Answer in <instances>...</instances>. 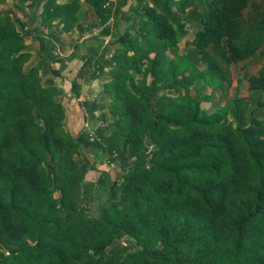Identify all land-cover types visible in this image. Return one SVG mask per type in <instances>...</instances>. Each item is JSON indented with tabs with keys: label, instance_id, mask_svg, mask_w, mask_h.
I'll use <instances>...</instances> for the list:
<instances>
[{
	"label": "trees",
	"instance_id": "trees-1",
	"mask_svg": "<svg viewBox=\"0 0 264 264\" xmlns=\"http://www.w3.org/2000/svg\"><path fill=\"white\" fill-rule=\"evenodd\" d=\"M18 1L59 35L76 29L85 4L101 20L110 12V0ZM127 1L133 17L104 47L109 78L91 106L106 103L113 124L93 139L68 129L43 58L31 62L29 40L44 52L49 38L0 12V264H264V103L249 115L237 105L232 118L225 101L232 66L253 59L261 66L238 87L248 75L264 92V11L245 16L254 0ZM100 150L126 171L102 173L97 217L80 205L88 154Z\"/></svg>",
	"mask_w": 264,
	"mask_h": 264
},
{
	"label": "rangeland",
	"instance_id": "rangeland-1",
	"mask_svg": "<svg viewBox=\"0 0 264 264\" xmlns=\"http://www.w3.org/2000/svg\"><path fill=\"white\" fill-rule=\"evenodd\" d=\"M131 4L132 2H128L127 0H110L106 5L108 11L110 12H107L106 16L102 20L95 15L94 11L91 10L89 5H83L79 14V21L76 29H74L72 32L75 34L76 38L71 39L65 46H62L61 40L57 38L56 32L45 31L44 28L40 26L39 22H35V18H26L25 13L27 12L24 10V6H22L18 0H6V3L0 5V12L14 13L19 19H23V22H25L26 25H29L31 29L35 31L37 36L40 35L42 38L47 36L49 38L47 43H45V46L47 47L44 52L42 51L43 46L40 42L34 41L32 39L29 40L28 45L37 49L31 62H34L39 58H43V63L45 64V69L42 70L43 82L45 85L53 84L55 87H57V89L60 91L59 99L67 106L71 105L69 99H71V96H73V82H71L70 79H67L68 81H66L62 78V76H55L50 70L52 69V66L49 67L48 65H53V67H55V64L59 62L63 63L66 61L65 59L69 60L68 63H70L73 59H76L75 53L79 52L84 56L87 51L89 52L88 56L93 59V61L84 71L85 78L79 79L77 84L81 88L79 91H76V93L79 95L78 106L79 110L81 111L79 125H81L82 130L91 135L90 137H92V139L97 138L96 135H94V132L100 127V125H103V122L106 123L105 125L107 129H110L113 124L112 119H110L111 115L106 108V103H100L95 114L92 113L91 106L92 103L96 101V99L100 98L99 94L103 90L106 80L109 78L107 66L104 67L103 63L104 61L110 59L109 55L105 54L104 47L108 44L112 35L126 28L127 22L125 19L127 17H133V14L130 12ZM23 10L24 12H22ZM117 10L124 12L119 14L118 20L116 17ZM263 11L264 0H254L244 11V13L245 16H250L259 14ZM82 40L84 41L83 44L80 43ZM56 43L57 48L55 45L53 46V44ZM84 48L86 50H84ZM90 48L91 50L89 51L88 49ZM95 49L97 51H95ZM79 53L78 55L80 62L82 61L83 56L81 58ZM183 54L184 52L180 51L179 55ZM50 56H52V58H50ZM261 63L262 61H259V59H253L239 66H232L231 70L233 72V77L231 78V84L228 87V93L225 99V101H231L233 104H235L233 105L230 117L234 118L233 116H235L236 111L235 107L237 105L243 113L249 115L259 103H264V92H254L249 88L248 75L245 76L244 80L241 81V85L238 87L239 77L241 75H245V69H248L249 72L251 71V73H254L259 69L258 67L261 66ZM199 66L200 70H203V68L206 67L205 65H201V63H199ZM76 70H78V68L75 67L74 70H72V73L77 74V72H75ZM67 76L71 75L67 74ZM80 81H82V84L83 81L86 82L83 87ZM64 85L67 86V89L66 87L64 88ZM204 91L205 83L201 80L197 81L194 87L191 89V92L194 96H200ZM235 100H238L237 102L239 104L235 103ZM258 117L264 119V108L261 109ZM67 127L69 130L71 129L74 135H76L77 132L74 127H70V122L67 123ZM107 132L108 130L104 131V136L107 135ZM88 156L90 157L93 169L88 173L84 182L83 201L80 205V210L88 211L92 215L98 217V206L101 203L103 204L108 198V196H103L106 194L104 189L98 190L99 180L102 178V173L104 171L109 172L111 175V180L115 181L120 179L126 170L125 168L123 169L118 167L116 164L114 165L110 163L108 155L103 153L101 150L96 152V155L88 154ZM98 191L102 194L100 197V193ZM120 196L121 195L119 194L118 198H120ZM124 246H131V241L129 238L122 240L116 245V248L121 250V247Z\"/></svg>",
	"mask_w": 264,
	"mask_h": 264
},
{
	"label": "crops",
	"instance_id": "crops-1",
	"mask_svg": "<svg viewBox=\"0 0 264 264\" xmlns=\"http://www.w3.org/2000/svg\"><path fill=\"white\" fill-rule=\"evenodd\" d=\"M72 32H70L69 34H64V35L57 34V38L61 40L62 46H65L71 39H75L76 38L75 34H73ZM80 43L83 44L84 41L82 40V41H80ZM56 46H57V43H56ZM84 50H86V49L84 48ZM78 53L79 52L75 53L76 54V59L75 60L73 59L70 63H68L69 60L65 59L66 60L65 62H63V63L59 62V63L55 64V68L57 70L63 69L62 70V78L65 79L66 81H68L70 79L71 82H73L74 80H76L78 78L79 71H80L79 67H81L83 65L82 61L79 62ZM79 54H80V57L82 58V56H83L82 53H79ZM75 67L78 68V70L75 71V72H77V74L72 73V70H74ZM67 74L71 75V76H67ZM80 82L82 84V81H80ZM85 83L86 82L83 81L82 87L84 86ZM65 87L67 89V86L64 85V88ZM83 90H84V88H83ZM68 96H70V95H68ZM69 100H70V103H71V105H70L71 107L67 106L68 109H69V116H68L67 119H68V122H70V127H72V128L74 127V129L76 130V132H77L76 135H77L82 130L81 125H79L80 124V119L79 118L81 117L80 116V112L81 111L79 110V106H78V104H79L78 101L79 100H76L75 98H71ZM70 131H71V129H70Z\"/></svg>",
	"mask_w": 264,
	"mask_h": 264
}]
</instances>
